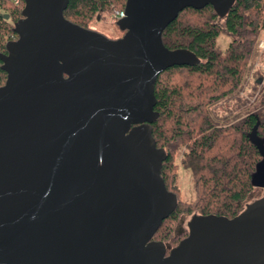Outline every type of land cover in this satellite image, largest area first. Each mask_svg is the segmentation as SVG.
I'll list each match as a JSON object with an SVG mask.
<instances>
[{"label": "water", "instance_id": "water-1", "mask_svg": "<svg viewBox=\"0 0 264 264\" xmlns=\"http://www.w3.org/2000/svg\"><path fill=\"white\" fill-rule=\"evenodd\" d=\"M24 1L0 56V264H264V197L234 219L193 217L176 248L153 240L178 205L154 85L200 62L162 34L187 8L223 18L236 0H127L118 40L68 21L73 0Z\"/></svg>", "mask_w": 264, "mask_h": 264}, {"label": "trees", "instance_id": "trees-1", "mask_svg": "<svg viewBox=\"0 0 264 264\" xmlns=\"http://www.w3.org/2000/svg\"><path fill=\"white\" fill-rule=\"evenodd\" d=\"M19 1L17 5L14 0H0V56L8 55V44L19 40L15 24L24 18L26 6L24 0ZM126 3L127 0H73L64 17L98 32L93 25L109 17L115 19L117 12L125 11ZM219 19L223 22L219 23ZM262 32L264 0H236L223 18L210 4L203 9L187 8L163 32L162 42L168 50H187L200 62L168 68L154 85V111L159 116L152 125V137L156 147L167 154L161 177L167 190L178 198L175 212L164 221L153 238L155 242L178 247L188 233L179 235L176 226L182 215L196 210L205 217H238L253 190L264 187V88L257 113L249 112L238 121L229 118L222 123L212 110L219 102L236 96L249 73V63L257 55ZM222 34L232 38L225 52L216 47ZM184 74L188 80H177ZM7 79L0 59V88ZM256 127V136L251 138ZM181 166L193 175V203L179 197L176 180Z\"/></svg>", "mask_w": 264, "mask_h": 264}, {"label": "rangeland", "instance_id": "rangeland-1", "mask_svg": "<svg viewBox=\"0 0 264 264\" xmlns=\"http://www.w3.org/2000/svg\"><path fill=\"white\" fill-rule=\"evenodd\" d=\"M218 22L222 23L223 21L222 19H219ZM93 28L109 39H119L122 38L124 34L120 30L115 19H112L111 17L102 19L98 23L94 24ZM261 41H264V32L261 33L258 40L257 55L249 63V73L246 75L243 83L240 85L236 96L228 100H223L212 108L214 117L218 120H221L222 123L224 120L229 118L230 120L238 121L239 118H244L247 113H257L260 110V98L264 88V51L259 48ZM231 42L232 38L229 35L222 34L217 40L216 47L219 51L225 52ZM188 77V75L184 74L178 77L177 80H188ZM259 80L262 81L261 84H258ZM184 151L185 149L183 148L181 153ZM180 159L181 157H179L177 160L178 163H180ZM176 185L180 191V200L184 201L185 203H193L195 201L196 192L193 175L188 169H185L182 166L179 168ZM263 197L264 189L259 187L255 188L245 201L244 210L248 205L255 203ZM195 216H201V212L196 210L191 215H182L181 219L184 220V224L179 222L176 226V231L179 229V227H181V229L184 231L183 234L186 232L189 233L188 224ZM164 244H169L172 248H175L170 243Z\"/></svg>", "mask_w": 264, "mask_h": 264}, {"label": "built area", "instance_id": "built-area-1", "mask_svg": "<svg viewBox=\"0 0 264 264\" xmlns=\"http://www.w3.org/2000/svg\"><path fill=\"white\" fill-rule=\"evenodd\" d=\"M14 2H15V4H19L20 3V1L19 0H14ZM125 17V11H122V12H117L116 14H115V21L116 22H118L119 20H121L122 18H124ZM259 48L262 50V51H264V41L262 42H260V44H259Z\"/></svg>", "mask_w": 264, "mask_h": 264}, {"label": "flooded vegetation", "instance_id": "flooded-vegetation-1", "mask_svg": "<svg viewBox=\"0 0 264 264\" xmlns=\"http://www.w3.org/2000/svg\"><path fill=\"white\" fill-rule=\"evenodd\" d=\"M123 33H124V34H123V36H124V35H125V32H123ZM123 36H122V37H123ZM117 40H118V39H117ZM259 188H263V189H264V187H259ZM181 221H184V220L181 219ZM181 221H180V222H181ZM183 232H184V231L181 229V227H179V229L177 230V233H178L179 235H182ZM165 245H167V246H169L171 249H173V248L171 247V245H169V244H165ZM168 251L170 252V250H168Z\"/></svg>", "mask_w": 264, "mask_h": 264}]
</instances>
